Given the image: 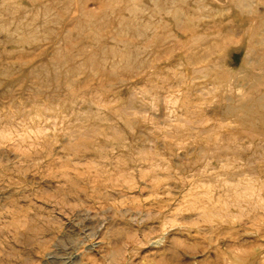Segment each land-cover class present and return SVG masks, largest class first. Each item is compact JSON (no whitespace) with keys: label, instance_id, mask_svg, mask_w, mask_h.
Returning a JSON list of instances; mask_svg holds the SVG:
<instances>
[{"label":"rangeland","instance_id":"obj_1","mask_svg":"<svg viewBox=\"0 0 264 264\" xmlns=\"http://www.w3.org/2000/svg\"><path fill=\"white\" fill-rule=\"evenodd\" d=\"M263 263L264 0H0V264Z\"/></svg>","mask_w":264,"mask_h":264},{"label":"bare ground","instance_id":"obj_2","mask_svg":"<svg viewBox=\"0 0 264 264\" xmlns=\"http://www.w3.org/2000/svg\"><path fill=\"white\" fill-rule=\"evenodd\" d=\"M251 126V125H250ZM264 264V263H263Z\"/></svg>","mask_w":264,"mask_h":264}]
</instances>
